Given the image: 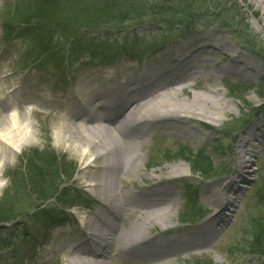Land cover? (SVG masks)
Masks as SVG:
<instances>
[{
	"label": "rangeland",
	"instance_id": "374dc122",
	"mask_svg": "<svg viewBox=\"0 0 264 264\" xmlns=\"http://www.w3.org/2000/svg\"><path fill=\"white\" fill-rule=\"evenodd\" d=\"M16 1L0 0V78L10 77L9 84L0 79V96L5 103L29 106L33 110L30 116L39 138L4 161L0 210L5 213V221L0 222V264H66L57 244L62 232L76 235L78 213L86 214L99 206L87 192L89 179L81 177L83 166L76 153L55 141L51 121L60 109H70L69 98L63 100L61 94L71 90L78 97L81 89L92 90L95 79L90 76L93 74L109 80L116 73L136 77L154 72L163 67V63H157V58L163 60L173 55L185 41L190 44L205 36L231 44L237 53L234 57L220 56L217 64L211 66L201 64L203 59L211 56L209 52H199L194 58L200 65L201 77L175 80L179 78L178 73H165L163 80H175L171 82L172 86L182 88L175 99L187 102L194 94L210 96L208 89L218 85L217 95L225 96L228 107L216 121L210 120L209 115L191 114L198 117V120L188 122V126L199 134L196 138L176 132L174 126L160 124L156 133L148 137L145 147L140 148L142 152L138 150V154L141 153L140 169L147 178L166 182L179 179L167 187L177 193L178 207L168 220L149 231H163L165 225L169 227L168 232L160 233L161 240L190 246L189 250L171 255L168 264H264V257L250 253L248 244L253 220L264 212L258 193L264 163V136L260 137L264 126L257 130L264 119V98L261 97L264 90L259 87L264 79V0H198L199 11H185L192 14L185 24H178L179 19H168L171 14H181L178 11L163 9L166 13L152 17L155 11L139 8L125 22L119 20L110 26L81 30L79 35L83 36L84 42L81 40L77 47L66 36L56 34L54 42L42 40L43 48L41 44H34L32 38L20 35L18 26L15 30L10 26L12 24L8 25V11L10 8L15 10ZM146 1L154 7L164 2ZM172 1L170 7L178 9ZM137 16L146 20H138ZM85 39L99 41L97 46L107 42L115 44V53H120L112 60L114 64L109 63L113 56L109 50L112 44H106V53L97 51L102 56L98 54L91 59L92 53L84 48L88 44ZM232 59L246 60L258 72L236 74L221 70L229 66ZM171 97L173 94L168 92V98ZM171 107L169 104L164 108ZM45 126L50 128L47 137L41 135ZM251 132L253 139L246 147L249 150L246 155L251 159L250 172L244 175V182L232 187H242V194L235 206L224 209L217 218L211 217L214 221L211 226L217 231L199 236V239H189L192 231L209 226L211 221L183 222V216L190 217L198 207L206 215L219 209L225 196L237 197L231 193L232 188L230 193L225 189L238 170L239 145ZM188 150L195 155L208 156L197 165L210 169L211 173L206 176L193 174L192 161L182 155ZM52 157L56 158L55 163L45 162ZM227 169L228 174L225 173ZM177 171H185V174L183 177L169 176ZM61 181L64 183L60 186ZM184 182L188 184L186 189ZM124 184V188L132 192L152 187L136 176H131ZM47 196L52 197L46 200ZM212 196L217 197L214 204L209 202ZM192 217V220H199V216ZM216 219L225 221L219 227ZM215 232H218L216 239L209 247L196 248L198 242H208ZM111 257L107 264H136L116 255Z\"/></svg>",
	"mask_w": 264,
	"mask_h": 264
},
{
	"label": "bare ground",
	"instance_id": "6f19581e",
	"mask_svg": "<svg viewBox=\"0 0 264 264\" xmlns=\"http://www.w3.org/2000/svg\"><path fill=\"white\" fill-rule=\"evenodd\" d=\"M183 45L176 54L166 58V61L158 62L173 63L180 69L187 65L175 80L202 76L200 65L194 58L199 52H209L211 56L203 59L201 64L208 63L211 66L217 64L220 56L234 57L237 53L231 44L223 40H214L212 36H205L190 44L187 43L186 46ZM221 70L236 74L258 72L243 59H232L231 64ZM165 73L166 69L159 67L155 73H143L136 77H125L116 73L110 76L109 80L93 74L90 76L91 79H95V87L92 90L81 89L77 98L70 92L71 90L61 94L63 100L69 98L67 103L71 108L60 109L51 121L55 141L59 146L76 153L83 166L81 177L89 179L87 192L99 205L89 213H78L79 220H74L79 229L76 235L70 236L68 231L62 232L57 244L66 264H107V259H112V255L136 264H168L167 259L171 255L190 249V246L174 245L175 241L158 240L160 233L168 232L169 227L165 225L162 226L163 231L157 230L158 234L151 235L154 233L149 231L150 228L168 220L174 208L178 207L177 193L167 188L168 186H160L159 181L147 178L141 172L139 164L141 153L138 154V150L141 151L140 148L145 147L148 137L156 133L161 127L160 124H166V127L174 126L176 132L182 135L198 137L199 134L188 126V122L198 120L196 116L206 115L211 116L210 120L216 121L220 119L228 103L224 100L225 96L217 95L218 85L208 89L210 96L204 94L199 97L194 94L189 102L179 98L177 100L175 99L178 96L177 91L182 88L172 86L171 82L175 80H163ZM120 77L127 81H119ZM9 78L0 79L9 84ZM148 78L150 82L153 81L151 84L144 83L138 86ZM129 85H134L130 91ZM126 91L132 93L130 98L126 97L128 94ZM168 92L172 93L173 97L168 98ZM106 96L111 99L103 102ZM102 102L103 105H100ZM169 104L172 105L171 108H164ZM104 108L112 109L113 114H110L112 116L108 111L106 114L98 113L99 109ZM188 109L190 111H187ZM31 111L33 110L29 106L5 103L0 96V191L4 180V161L16 156L25 146L31 145L39 138L32 123ZM172 123H177L178 126ZM258 125L260 126L257 130L263 128L264 119ZM43 129L41 135L47 137L50 128L45 126ZM252 134L254 135L253 132L249 133V137L239 145L238 170L226 186L227 193H230L229 190L233 186H238V182H244V175L250 172L248 169L251 159L246 155L249 151L246 147L253 139ZM263 136L264 133L260 134V137ZM182 174H185V171H177L169 176L183 177ZM131 176L141 177L144 183L151 184L152 187L141 188L139 192L126 190L124 183ZM235 194L237 197L233 199L228 195L227 207L235 206L242 194V187ZM216 201V196L209 199L211 204ZM223 212L224 210L220 215ZM224 221L218 219V226L220 227ZM209 229L210 227L204 226L201 230L192 231L189 239H196L199 233L207 232ZM217 233L212 234L208 242L196 241L198 242L196 248L209 247L214 238L216 239ZM90 242H98L97 248H89Z\"/></svg>",
	"mask_w": 264,
	"mask_h": 264
},
{
	"label": "trees",
	"instance_id": "16d2710c",
	"mask_svg": "<svg viewBox=\"0 0 264 264\" xmlns=\"http://www.w3.org/2000/svg\"><path fill=\"white\" fill-rule=\"evenodd\" d=\"M171 1L172 0H164L163 3L154 7L146 4V0H17L15 10L12 11L10 8V11H8V25L12 24L10 26H13L15 30L18 26L19 34L23 37L32 38V42L34 41V44L37 45L41 44L42 46V40H47L48 42L50 40L53 42L56 41V34H58L62 37L66 36V38H69V41L77 47L81 40L84 42V39H82L83 36L79 35L81 30L110 26L112 23L119 20L120 22H125L131 19L132 17L130 18V16L136 13L139 8L141 10L142 8L148 7L155 11V13L151 15L152 17L162 12L166 13L162 11L163 9L178 11V13L181 14H171L172 16L168 17V19H179L180 22H178V24H185L191 19L190 17L192 14H186V10L193 12L197 9L194 11L195 13L199 11L200 8L198 0H188L187 2L183 0L172 1L174 3L173 5H176V8L179 7L180 9L170 7ZM188 3L190 4L188 5ZM159 8L160 10H158ZM164 17L165 16H163V18ZM136 19L146 20L145 18H140V16H137ZM70 34H72L71 37ZM85 42L88 44H86L84 48L89 50L93 55L91 59H94L98 54H102L97 51L106 53L108 49L106 44H112L107 42L103 46H97L100 42H96L94 39H85ZM114 45L115 44H112L109 50L113 52V57H116ZM111 47H113V49ZM112 60L113 59H109V61ZM259 87L261 90H264V79H262ZM261 97L264 98V93L261 94ZM182 155H184L183 158L192 161L193 172L201 173L203 176L207 173H211L210 169L207 170L200 166V164L197 165L199 160L202 161L203 157L208 156H204L201 153H196L195 155L191 150H188L186 154ZM45 162L51 165L53 162H56V158L52 157L49 161ZM227 172H229V169H227L225 173ZM261 172V186L258 193L260 203L264 204V163L261 166ZM63 183L64 182L61 181L58 185L61 186ZM49 198L48 196L45 197L46 200ZM4 214L5 213L0 210V220L4 219ZM192 216H199L198 219H201L205 216V213L198 207L196 213H193L190 217L185 215L182 220H192L194 218ZM251 228V240L248 242L250 247L249 252L264 257V212L260 217L253 220Z\"/></svg>",
	"mask_w": 264,
	"mask_h": 264
}]
</instances>
